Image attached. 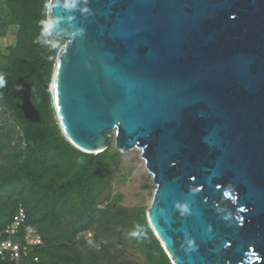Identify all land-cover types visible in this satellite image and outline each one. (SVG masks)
<instances>
[{
	"label": "water",
	"instance_id": "1",
	"mask_svg": "<svg viewBox=\"0 0 264 264\" xmlns=\"http://www.w3.org/2000/svg\"><path fill=\"white\" fill-rule=\"evenodd\" d=\"M51 83L77 148L137 149L174 264H264V0H51ZM33 84L13 90L40 122Z\"/></svg>",
	"mask_w": 264,
	"mask_h": 264
},
{
	"label": "trees",
	"instance_id": "2",
	"mask_svg": "<svg viewBox=\"0 0 264 264\" xmlns=\"http://www.w3.org/2000/svg\"><path fill=\"white\" fill-rule=\"evenodd\" d=\"M50 1L0 0V37L17 27L16 44L8 53L0 51L2 81L14 84L24 76L33 84L32 101L42 114L40 122H32L12 104L27 124L18 146L2 131L9 118L0 117V230L22 204L28 222L44 238L42 246L33 248L38 261L8 256L0 264H174L145 207L127 208L115 205L110 195L102 198L124 154L114 146L98 153L82 151L60 128L47 88L63 45L48 30ZM8 92L0 96L5 112L11 105ZM102 229L111 236L102 238ZM92 232L97 246L87 237ZM127 241L139 244L144 262L123 255Z\"/></svg>",
	"mask_w": 264,
	"mask_h": 264
},
{
	"label": "rangeland",
	"instance_id": "3",
	"mask_svg": "<svg viewBox=\"0 0 264 264\" xmlns=\"http://www.w3.org/2000/svg\"><path fill=\"white\" fill-rule=\"evenodd\" d=\"M16 38L17 27H12L5 36L0 37V51L8 53L9 47L16 44ZM62 41L64 44V40ZM1 76L2 73L0 72V77ZM7 114V118H9L7 128L2 129V131L4 134L13 137V142L18 146L21 144L23 139L25 140L24 127L27 126V124L25 121H22L21 115L19 112L15 111L14 107L9 106L7 108ZM21 136L24 138L21 139ZM123 154L122 160L113 171L110 188L102 195V198L110 195V198L113 200L115 205H120L127 208H133L137 206L145 207L148 211L154 191V184L152 183L151 174L144 165V160L141 157L139 150L133 149L124 152ZM111 233V231H105L104 229L100 230L102 238L110 237ZM92 236L93 232L87 234V237L90 238V241H93L92 244L97 246V243L94 241ZM125 246L126 247L122 252L126 258L135 262L145 261V255L143 254L138 243L127 241Z\"/></svg>",
	"mask_w": 264,
	"mask_h": 264
},
{
	"label": "built area",
	"instance_id": "4",
	"mask_svg": "<svg viewBox=\"0 0 264 264\" xmlns=\"http://www.w3.org/2000/svg\"><path fill=\"white\" fill-rule=\"evenodd\" d=\"M5 107L0 104V115L7 117ZM29 216L24 205L20 204L12 220L0 230V259L10 257L19 260L29 257L38 261L33 255V248L44 244L43 235L38 228L28 222Z\"/></svg>",
	"mask_w": 264,
	"mask_h": 264
},
{
	"label": "flooded vegetation",
	"instance_id": "5",
	"mask_svg": "<svg viewBox=\"0 0 264 264\" xmlns=\"http://www.w3.org/2000/svg\"><path fill=\"white\" fill-rule=\"evenodd\" d=\"M17 79L14 81V84H12L10 81H2V76L0 77V96L1 97H4V95H6V90L9 89V92L7 93V96H9V97H6V98L9 99L10 104H11L10 105L11 107H13L12 104L17 106L18 103L21 102L20 96H15L14 93H13V90L16 87V81H17ZM32 92H33V89H32ZM31 98H32V96H31ZM18 108L21 109L20 107H18Z\"/></svg>",
	"mask_w": 264,
	"mask_h": 264
}]
</instances>
